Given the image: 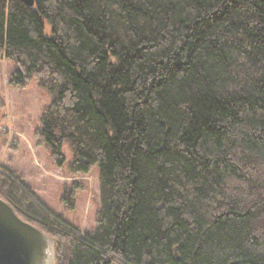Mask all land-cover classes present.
Wrapping results in <instances>:
<instances>
[{
    "label": "trees",
    "instance_id": "obj_1",
    "mask_svg": "<svg viewBox=\"0 0 264 264\" xmlns=\"http://www.w3.org/2000/svg\"><path fill=\"white\" fill-rule=\"evenodd\" d=\"M0 48L12 85L55 92L51 157L100 170L82 232L0 166L57 264H264V0H0Z\"/></svg>",
    "mask_w": 264,
    "mask_h": 264
},
{
    "label": "rangeland",
    "instance_id": "obj_2",
    "mask_svg": "<svg viewBox=\"0 0 264 264\" xmlns=\"http://www.w3.org/2000/svg\"><path fill=\"white\" fill-rule=\"evenodd\" d=\"M15 67V61L6 58L0 48V166L24 175L25 182L41 198L37 203L42 209L46 204L82 232L90 231L96 226L97 210L102 205L99 167L95 165L86 174H71L73 154L67 144L62 149L63 165L51 157L47 143L35 131L55 92L44 89L35 79L24 87L12 85ZM67 188L75 190L73 205L64 199L69 195H65Z\"/></svg>",
    "mask_w": 264,
    "mask_h": 264
},
{
    "label": "water",
    "instance_id": "obj_3",
    "mask_svg": "<svg viewBox=\"0 0 264 264\" xmlns=\"http://www.w3.org/2000/svg\"><path fill=\"white\" fill-rule=\"evenodd\" d=\"M33 7L36 0H22ZM57 241L0 197V264H57Z\"/></svg>",
    "mask_w": 264,
    "mask_h": 264
}]
</instances>
